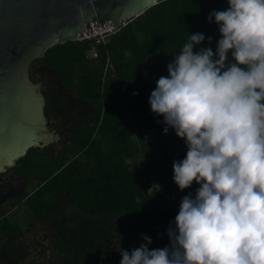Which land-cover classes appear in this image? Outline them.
<instances>
[{
	"label": "trees",
	"instance_id": "obj_1",
	"mask_svg": "<svg viewBox=\"0 0 264 264\" xmlns=\"http://www.w3.org/2000/svg\"><path fill=\"white\" fill-rule=\"evenodd\" d=\"M227 6V0H159L104 42L66 41L31 63L33 81L38 68L56 76L44 79L41 90L45 117L64 123V144L58 152L53 144L30 148L11 170L28 176L31 192L22 197L30 219L61 202L73 206L70 214L63 208L49 219L69 221L64 234L50 236L58 254L50 264H119V247L130 251L144 235L151 237L149 249L169 243L167 228L181 198L198 186L179 190L173 183L172 163L183 159L186 147L171 128L163 133V118L150 111L148 97L188 33L205 34L194 51L209 46L215 51L218 28L206 17ZM107 58L112 70H105ZM149 130L155 131L152 140ZM20 234L19 226L0 222V264L43 261L44 248L37 260L9 249Z\"/></svg>",
	"mask_w": 264,
	"mask_h": 264
},
{
	"label": "clouds",
	"instance_id": "obj_2",
	"mask_svg": "<svg viewBox=\"0 0 264 264\" xmlns=\"http://www.w3.org/2000/svg\"><path fill=\"white\" fill-rule=\"evenodd\" d=\"M227 5L206 17L218 28L215 51H194L205 34L188 33L148 97L163 133L186 147L173 183L198 187L181 198L167 245L149 249L144 235L119 247V264H264V0Z\"/></svg>",
	"mask_w": 264,
	"mask_h": 264
},
{
	"label": "water",
	"instance_id": "obj_3",
	"mask_svg": "<svg viewBox=\"0 0 264 264\" xmlns=\"http://www.w3.org/2000/svg\"><path fill=\"white\" fill-rule=\"evenodd\" d=\"M159 0H0V174L30 148L58 142L31 63L56 44L118 25ZM43 263L49 264L48 251Z\"/></svg>",
	"mask_w": 264,
	"mask_h": 264
},
{
	"label": "flooded vegetation",
	"instance_id": "obj_4",
	"mask_svg": "<svg viewBox=\"0 0 264 264\" xmlns=\"http://www.w3.org/2000/svg\"><path fill=\"white\" fill-rule=\"evenodd\" d=\"M38 70H39V74H41L42 72L41 68H39ZM37 82H39L41 85L42 79L37 80ZM52 84H53L52 85L53 88L60 89L59 85L55 84L54 82H52ZM41 87L43 89L45 88L42 85ZM47 122L49 123L50 128L55 129L54 134L57 135L56 141H58V144L60 145L58 148V150H60L64 144L61 140L62 129L64 127V123L61 121L60 118H55V119H50V120L47 119ZM11 169L12 168L4 172L5 174L9 173V176L6 177L4 173H2L0 176V222L9 221L15 226L17 225L20 227L21 234L17 238L16 243L13 246H10L9 249L11 248L15 250V249L20 248L21 250L28 252V241L25 242L24 240H21V239L27 236L26 234H28L29 232V228L32 224L31 222L36 221V220H42V221H46V223L50 225V231H52V233H50V231L47 232L45 234V237H48V236L54 237L60 234H64L63 231L69 226V221H68V224H66L65 223L66 221L63 222V220H61L60 221L61 224H59V222L50 223L51 221H49V219L54 218V211L62 210L63 208H65L64 211L66 214H70L71 212H73V206L70 204H65L64 202H61L58 207H56L55 209H51L50 211L45 213L41 218H38L35 220L30 219L27 213L25 212L24 203L27 197H22L24 194L28 195V193L30 194L31 192L30 187L28 185V176L20 177L18 176L15 170H11ZM20 207H22L21 212L24 215L25 219L23 217L12 214L13 212L17 210H20ZM11 214L12 216L8 217ZM66 219L70 220V217ZM22 225H24V228H22ZM36 243H37V249H38L37 252L41 251V249L44 248V251H42V256H43V253L46 251L45 246L41 242H36ZM25 261H28V259H25ZM22 262L23 261H20L19 263H22Z\"/></svg>",
	"mask_w": 264,
	"mask_h": 264
},
{
	"label": "rangeland",
	"instance_id": "obj_5",
	"mask_svg": "<svg viewBox=\"0 0 264 264\" xmlns=\"http://www.w3.org/2000/svg\"><path fill=\"white\" fill-rule=\"evenodd\" d=\"M222 9L223 8H220V10H222ZM88 55L93 56V55H95V53L92 50L88 53ZM38 69H36V75H35L36 80H40V79H42V81L44 79L45 80H51L50 79L51 76H54L56 78L55 74L53 72L49 71L48 69L43 68V71L41 72V74H39ZM35 82H37V81H35ZM41 89H42V87H41ZM48 122H47V125H48V127H50ZM146 136H147L148 140H152L155 137V131L154 130L147 131ZM52 143L54 145V147H53L54 151H57L60 145L58 144V142H55V141ZM55 154H56V152H55ZM5 176L6 177L9 176V173L5 174ZM28 191H29V189H28ZM155 191H156V186L152 185L150 192L153 193ZM21 209H22V207H20V210H17L15 212H13L12 214L23 217L25 219L24 215L21 212ZM12 214L8 217H11ZM31 223L32 224L29 228V232H28V234H26L27 236L21 239V240H24L25 242L28 241V252H30L28 259H34V260L38 259V253H37L38 249H37V243L36 242H41L45 246V248H46L45 250L48 251V260H49V264H50L51 260H55L58 258V254L56 252H53V250L50 248V245L52 243L50 236L45 237V234L50 231V225L48 223H46V221H42V220H36V221L31 222ZM22 228H24V225H22ZM42 258L44 259L43 256H42ZM42 263H43V261L40 264H42Z\"/></svg>",
	"mask_w": 264,
	"mask_h": 264
},
{
	"label": "built area",
	"instance_id": "obj_6",
	"mask_svg": "<svg viewBox=\"0 0 264 264\" xmlns=\"http://www.w3.org/2000/svg\"><path fill=\"white\" fill-rule=\"evenodd\" d=\"M134 18H131V19H123L118 25L116 26H112V27H109L105 30H102V31H98V32H94V33H91L89 35H86V36H83V37H80V38H77V41H82V40H90V39H95V42L98 43V42H104L107 40V38L116 33L118 30H120L122 27H125L127 24H129ZM112 70V64L109 60V58H107L106 60V67H105V70Z\"/></svg>",
	"mask_w": 264,
	"mask_h": 264
}]
</instances>
